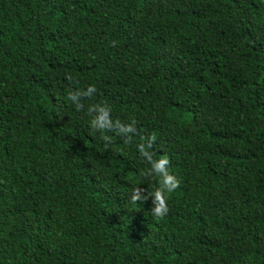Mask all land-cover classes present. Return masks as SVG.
I'll return each mask as SVG.
<instances>
[{
	"label": "trees",
	"instance_id": "obj_1",
	"mask_svg": "<svg viewBox=\"0 0 264 264\" xmlns=\"http://www.w3.org/2000/svg\"><path fill=\"white\" fill-rule=\"evenodd\" d=\"M0 264H264V0H0Z\"/></svg>",
	"mask_w": 264,
	"mask_h": 264
},
{
	"label": "clouds",
	"instance_id": "obj_2",
	"mask_svg": "<svg viewBox=\"0 0 264 264\" xmlns=\"http://www.w3.org/2000/svg\"><path fill=\"white\" fill-rule=\"evenodd\" d=\"M96 91L94 84H87L83 88H70L67 93V99L77 110L82 107L81 97H91ZM112 109L107 103H93L86 108L87 125L90 131L100 133L102 140H108L104 130H114L115 132L127 135L134 132V121L122 122L119 119H113ZM151 143L149 138L145 143L138 144L140 153L148 161V168L139 173L140 176H148L155 180V184L149 189L147 186L141 188L136 182L132 185L128 199L131 201H140L151 199L149 212L157 218H163L169 211L167 203V194L172 192L178 185V179L168 170V159L164 155L153 158L151 153L146 152V145Z\"/></svg>",
	"mask_w": 264,
	"mask_h": 264
}]
</instances>
